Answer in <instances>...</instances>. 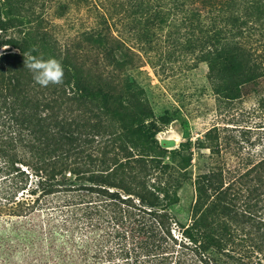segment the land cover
<instances>
[{
  "label": "trees",
  "instance_id": "trees-1",
  "mask_svg": "<svg viewBox=\"0 0 264 264\" xmlns=\"http://www.w3.org/2000/svg\"><path fill=\"white\" fill-rule=\"evenodd\" d=\"M203 3L216 12L205 52L215 89L230 99L259 91L264 0ZM8 13L0 6V264H264V141L233 153L207 132L197 143L209 160L194 174L185 155L177 168L161 154L168 141L156 138L143 89L132 94L131 126L112 92ZM33 47L62 62L61 84L33 80L24 67ZM188 180L195 198L184 222L174 208Z\"/></svg>",
  "mask_w": 264,
  "mask_h": 264
},
{
  "label": "rangeland",
  "instance_id": "rangeland-1",
  "mask_svg": "<svg viewBox=\"0 0 264 264\" xmlns=\"http://www.w3.org/2000/svg\"><path fill=\"white\" fill-rule=\"evenodd\" d=\"M239 1L245 5L251 0ZM181 2L0 0V6L9 8L14 22L19 16L28 18L27 26L38 42L51 43L50 51L68 55L94 85L112 92L131 126L137 109L132 94L136 88L143 89L145 104L152 108L160 129L156 138L161 143L168 141L162 144L167 149L161 152L164 159L178 168L183 156L191 157L195 174L198 166L209 160V149L197 143L207 132L217 133L224 150L233 153L261 148L264 80L259 91L251 90L235 99L218 92L209 78L205 54L206 35L216 14L214 6L203 0ZM148 119L145 124L153 122ZM111 121L114 132H123V121ZM189 140L191 144H187ZM36 182L32 173L25 189L27 196ZM77 192L63 190L55 199ZM179 194L181 201L174 211L186 222L195 198L193 181H186ZM173 233L179 235L175 225ZM116 262L122 259L118 257Z\"/></svg>",
  "mask_w": 264,
  "mask_h": 264
},
{
  "label": "clouds",
  "instance_id": "clouds-1",
  "mask_svg": "<svg viewBox=\"0 0 264 264\" xmlns=\"http://www.w3.org/2000/svg\"><path fill=\"white\" fill-rule=\"evenodd\" d=\"M35 51L37 49L33 47L31 52L24 54V67L33 74V80L41 87L61 84L64 78L62 62L53 57L44 59L43 54L33 55Z\"/></svg>",
  "mask_w": 264,
  "mask_h": 264
}]
</instances>
